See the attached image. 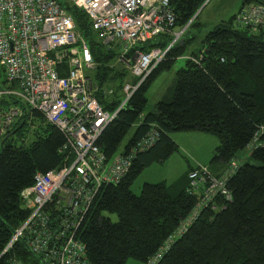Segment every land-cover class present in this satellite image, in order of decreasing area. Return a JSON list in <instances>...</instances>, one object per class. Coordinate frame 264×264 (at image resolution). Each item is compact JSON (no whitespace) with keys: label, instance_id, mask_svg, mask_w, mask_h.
<instances>
[{"label":"trees","instance_id":"obj_1","mask_svg":"<svg viewBox=\"0 0 264 264\" xmlns=\"http://www.w3.org/2000/svg\"><path fill=\"white\" fill-rule=\"evenodd\" d=\"M202 3L203 0H170L176 15L174 29L187 26L164 60L99 135L97 145L107 158L117 152L122 138L137 122L147 103L145 92L150 82L184 54L186 42L193 37L183 35L194 24L193 16ZM252 3L264 1L244 0L236 13L204 35L198 50L188 55L198 61L185 59V65L176 70L170 96L157 101L137 126L124 151L134 146L152 124L158 128V140L135 154L120 181L103 186L97 194L79 231L90 264H126L130 258L148 264L158 252L161 257L154 264H264V30H251L234 22L241 8ZM65 6L92 54L98 101L105 110L113 111L122 100L107 99L104 89L117 83L122 90L129 75L120 61L123 66L111 65L120 55L118 44L103 45L85 12L76 5ZM172 40L171 33H161L140 48L164 49ZM28 118H37L39 123L33 127L30 121L33 139L25 146L23 131ZM173 131L216 136L213 160L220 164L228 165L237 159L240 150L252 146L249 159L237 164L227 178L225 188L230 200L218 192L203 201L206 184L193 187L188 178L194 168L186 172L183 181L178 180L181 185L144 182L139 194L131 191L133 181L146 167L165 161L177 151ZM255 133L258 135L253 142ZM5 136L8 137L0 146V252L26 217L27 210L19 196L21 189L32 183L36 172L59 167L66 157L61 150L62 133L35 110L26 109L0 142ZM106 213L114 214L116 220ZM192 214L186 228L177 233ZM29 253L21 239L0 256V264H10L13 256L25 259ZM35 264H40L38 257Z\"/></svg>","mask_w":264,"mask_h":264},{"label":"built area","instance_id":"obj_2","mask_svg":"<svg viewBox=\"0 0 264 264\" xmlns=\"http://www.w3.org/2000/svg\"><path fill=\"white\" fill-rule=\"evenodd\" d=\"M68 2L85 12L103 45L118 44V61L128 67L131 79L123 83L124 100L113 111L103 108L96 96L98 85L92 75L84 72V69H94L95 63L65 6ZM68 2L0 0L3 76L0 100L4 99L0 102V137L25 115L26 109L40 113L44 121L64 137L63 164L46 172H36L32 183L19 192L27 214L0 252V256L6 254L23 239L40 264H90L79 231L97 194L103 186L120 181L135 154L153 146L159 131L154 124L150 125L134 146L115 152L110 158L97 145V139L151 71L164 60L167 50L183 31L173 32L176 15L170 0ZM234 22L251 30H264V4L244 5ZM161 33L173 34V41L164 49L152 47L145 51L140 48ZM77 43L79 49L72 47ZM131 50L132 54L126 57ZM186 58L198 61L191 56ZM107 91L105 95L112 93ZM257 135L255 133L253 142ZM236 167V161L231 160L224 173L216 177L207 167L199 166L188 172V178L193 187L206 184L203 201L218 192L230 200L225 184ZM193 217L194 214L177 233H181ZM160 257L161 252H158L148 264H154ZM10 264H20L19 258L13 256Z\"/></svg>","mask_w":264,"mask_h":264},{"label":"rangeland","instance_id":"obj_3","mask_svg":"<svg viewBox=\"0 0 264 264\" xmlns=\"http://www.w3.org/2000/svg\"><path fill=\"white\" fill-rule=\"evenodd\" d=\"M64 1L68 2L69 0ZM243 1L244 0H203V3L194 15V24H192L183 35L184 38L190 36L193 37L189 42H186L184 54L175 59L167 69L160 71L150 82L145 92L147 103L140 112L137 122L130 127L126 135L122 138L116 150L117 152L124 151L125 146L132 138L137 126L143 121L145 115L150 111L152 106L157 101L164 99L165 96H170L174 88L176 70L185 65V59L188 55L198 50L201 46V41L204 35L219 21L227 20L234 13H236ZM186 26L187 24L181 29L184 30ZM175 29L173 32L178 31V28ZM179 37H181V35ZM72 47H77L79 49V43L73 45ZM119 64L120 66H123L117 59H115L111 65L119 66ZM125 67L128 69L127 66ZM84 72L86 74L93 75L94 70L84 69ZM2 77L0 69V81H2ZM130 79L131 77L128 75L124 82H129ZM116 85L117 83H115L114 86H109L110 88L105 87L104 92H108L107 90L112 91V93L108 94L107 99L112 100L118 97V99L123 101L124 93L116 87ZM30 121L33 122V127L39 123L37 118L27 119V124L24 127L26 130L23 131V144L25 146H28L29 142L33 139L31 126L29 124ZM171 137L177 143V151L172 153L165 161L153 163L149 167H146L135 178L131 185V191L134 194H139L141 186L144 182H165L168 186L172 184H176L175 186L181 185L183 181L182 177L190 170V168L206 166L210 171H213L214 174V167L218 164L216 160H213L215 147L218 143L216 136L200 131H173L171 133ZM251 147L252 146L249 145L239 151L237 159H235V161L237 160V164H242L244 161L249 159ZM222 166L225 167L223 169L224 171L226 167L228 168L229 164L227 165L223 163ZM220 175L221 174H215V176ZM178 180L182 181L179 182ZM105 216L109 217L111 220H116V216L114 214L106 213ZM19 261L20 264H35L37 262V257L34 254L29 253L25 259L19 258ZM126 264H139V262L136 259L130 258L127 260Z\"/></svg>","mask_w":264,"mask_h":264},{"label":"crops","instance_id":"obj_4","mask_svg":"<svg viewBox=\"0 0 264 264\" xmlns=\"http://www.w3.org/2000/svg\"><path fill=\"white\" fill-rule=\"evenodd\" d=\"M206 167V166H205ZM225 167L224 166H222V164H220V163H218L215 167H214V174H213V171H210L209 169V171H210V173L212 172V174H213V176L215 175V174H223L224 173V171L227 169V167H226V169L223 171V169H224ZM223 171V172H222ZM217 177V176H216Z\"/></svg>","mask_w":264,"mask_h":264},{"label":"water","instance_id":"obj_5","mask_svg":"<svg viewBox=\"0 0 264 264\" xmlns=\"http://www.w3.org/2000/svg\"><path fill=\"white\" fill-rule=\"evenodd\" d=\"M7 137H8V136H5V138H4L3 140H1V142H0V146H2L3 141H4Z\"/></svg>","mask_w":264,"mask_h":264},{"label":"bare ground","instance_id":"obj_6","mask_svg":"<svg viewBox=\"0 0 264 264\" xmlns=\"http://www.w3.org/2000/svg\"><path fill=\"white\" fill-rule=\"evenodd\" d=\"M193 18H194V16H193ZM193 18H192V19H193ZM192 19H191V20H192ZM191 20H190V21H191ZM190 21H189V22H190ZM189 22H188V23H189ZM173 30H174V29H173ZM172 35H173V34H172ZM172 41H173V40H172ZM174 42H175V41H174ZM174 42H173V43H174ZM173 43H172V44H173ZM26 247H27V245H26ZM27 248H28V247H27ZM32 254H33V253H32ZM35 256H36V255H35ZM36 257H37V256H36Z\"/></svg>","mask_w":264,"mask_h":264}]
</instances>
